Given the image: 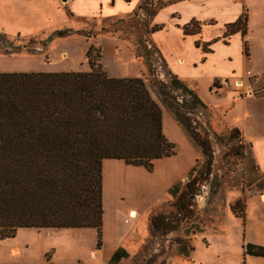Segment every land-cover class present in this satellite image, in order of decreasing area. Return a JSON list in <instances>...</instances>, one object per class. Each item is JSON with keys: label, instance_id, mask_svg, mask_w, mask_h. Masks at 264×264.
<instances>
[{"label": "trees", "instance_id": "16d2710c", "mask_svg": "<svg viewBox=\"0 0 264 264\" xmlns=\"http://www.w3.org/2000/svg\"><path fill=\"white\" fill-rule=\"evenodd\" d=\"M233 26L243 34L239 21ZM70 34L80 32L54 30L46 40ZM83 57V72H0V240L20 228H90L98 245L99 162L117 159L148 171L153 160L174 155L175 146L160 132L161 108L210 163L203 128L209 110L193 89L174 75L152 79L148 86L139 77H109L100 68L99 48L90 44ZM214 137L250 147L236 127ZM179 185L169 189L170 197L177 196ZM254 187L262 189L263 182ZM243 209L239 198L230 211L242 219ZM179 250L186 255L183 245ZM243 254L264 258V247L246 243ZM125 257L116 248L105 264Z\"/></svg>", "mask_w": 264, "mask_h": 264}, {"label": "rangeland", "instance_id": "374dc122", "mask_svg": "<svg viewBox=\"0 0 264 264\" xmlns=\"http://www.w3.org/2000/svg\"><path fill=\"white\" fill-rule=\"evenodd\" d=\"M135 1L134 9L125 15L68 21L64 29L80 34L49 40L46 37L52 31L31 36L2 34L0 72H83V53L90 44L99 48L100 68L109 77H139L145 86L152 79L168 81L173 75L165 70L148 39L149 19L157 7L176 0ZM202 95L209 110L203 128L208 131L210 163L198 153L196 169L180 181L177 196L159 200L148 210L126 257L116 264H264V258L243 254L246 243L264 247V187H254L258 181L264 185V100L255 98L234 106L233 95L222 97L226 101L206 89ZM224 112L225 123L217 115ZM231 126H244L248 140H243L250 147L214 137ZM257 135L263 137L257 139ZM239 198L244 204L242 219L230 211ZM181 245L186 255L180 253ZM106 248L100 241L96 245L90 228H20L0 240V264H103Z\"/></svg>", "mask_w": 264, "mask_h": 264}, {"label": "crops", "instance_id": "0c3cea01", "mask_svg": "<svg viewBox=\"0 0 264 264\" xmlns=\"http://www.w3.org/2000/svg\"><path fill=\"white\" fill-rule=\"evenodd\" d=\"M135 4V0H0V34L47 33L68 28L72 19L125 15ZM238 21L243 34L229 27ZM149 23L148 39L165 70L201 100L205 89L223 101L233 95L234 106L264 100V0L170 1L153 11ZM223 79L239 82L240 87L210 93L209 88ZM224 114H217L223 123ZM159 122L163 138L175 146L174 155L153 160L148 171L117 159L99 162V241L101 247L107 245L103 264L116 248L127 254L148 210L169 197V189L186 178L198 160L197 150L162 108ZM239 131L247 142L244 126Z\"/></svg>", "mask_w": 264, "mask_h": 264}, {"label": "built area", "instance_id": "2783aa9c", "mask_svg": "<svg viewBox=\"0 0 264 264\" xmlns=\"http://www.w3.org/2000/svg\"><path fill=\"white\" fill-rule=\"evenodd\" d=\"M239 82H234L233 84H230L226 79H223L221 81H218L217 83H214L210 88V93H216L218 90H228L231 87H236V84Z\"/></svg>", "mask_w": 264, "mask_h": 264}, {"label": "bare ground", "instance_id": "6f19581e", "mask_svg": "<svg viewBox=\"0 0 264 264\" xmlns=\"http://www.w3.org/2000/svg\"><path fill=\"white\" fill-rule=\"evenodd\" d=\"M239 84V83H238ZM236 86H237V84H236ZM239 87H240V85H239ZM263 199H264V197H263ZM134 217V212H131L130 214H129V218H133Z\"/></svg>", "mask_w": 264, "mask_h": 264}]
</instances>
